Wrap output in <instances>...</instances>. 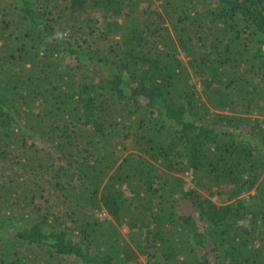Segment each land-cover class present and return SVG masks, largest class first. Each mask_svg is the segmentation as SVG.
Listing matches in <instances>:
<instances>
[{"label":"trees","instance_id":"obj_1","mask_svg":"<svg viewBox=\"0 0 264 264\" xmlns=\"http://www.w3.org/2000/svg\"><path fill=\"white\" fill-rule=\"evenodd\" d=\"M0 264H264V0H0Z\"/></svg>","mask_w":264,"mask_h":264},{"label":"rangeland","instance_id":"obj_2","mask_svg":"<svg viewBox=\"0 0 264 264\" xmlns=\"http://www.w3.org/2000/svg\"><path fill=\"white\" fill-rule=\"evenodd\" d=\"M185 177L187 178V180H189L190 182H191V177H189V176H187V174L185 175ZM191 185H193V183H190ZM244 197H247V195H243ZM216 200V199H215ZM216 201H218V200H216ZM218 202H220V201H218ZM121 230H122V232H123V234L131 241V239H130V237L127 235L128 234V232H129V229H128V227L127 226H123L122 228H121Z\"/></svg>","mask_w":264,"mask_h":264}]
</instances>
